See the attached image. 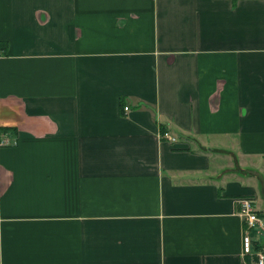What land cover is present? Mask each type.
I'll use <instances>...</instances> for the list:
<instances>
[{
	"label": "crops",
	"instance_id": "0c3cea01",
	"mask_svg": "<svg viewBox=\"0 0 264 264\" xmlns=\"http://www.w3.org/2000/svg\"><path fill=\"white\" fill-rule=\"evenodd\" d=\"M2 133L0 264H253L264 0H0Z\"/></svg>",
	"mask_w": 264,
	"mask_h": 264
},
{
	"label": "built area",
	"instance_id": "2783aa9c",
	"mask_svg": "<svg viewBox=\"0 0 264 264\" xmlns=\"http://www.w3.org/2000/svg\"><path fill=\"white\" fill-rule=\"evenodd\" d=\"M124 110L127 111L128 107L125 106ZM161 137L169 142L176 141V138L168 131L162 133ZM14 143L15 140L9 141L6 134L2 133L0 135V146L11 145ZM239 202V216L244 223V230L241 240V254L244 258L248 256L253 264H264V252L261 249L257 250L254 248V240L250 233L252 229L258 226V224L260 223V218L253 205V201L250 198L243 197L239 200Z\"/></svg>",
	"mask_w": 264,
	"mask_h": 264
},
{
	"label": "trees",
	"instance_id": "16d2710c",
	"mask_svg": "<svg viewBox=\"0 0 264 264\" xmlns=\"http://www.w3.org/2000/svg\"><path fill=\"white\" fill-rule=\"evenodd\" d=\"M5 129H8V128H6V127L1 128V130H5ZM165 131H166V129L164 127L160 128L161 133H164ZM254 248L257 250L261 249V247L259 245H256L255 243H254Z\"/></svg>",
	"mask_w": 264,
	"mask_h": 264
}]
</instances>
